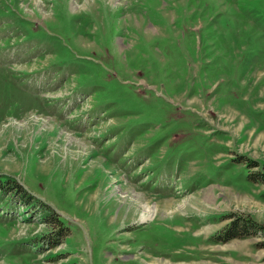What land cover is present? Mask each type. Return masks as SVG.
Instances as JSON below:
<instances>
[{"label": "rangeland", "instance_id": "374dc122", "mask_svg": "<svg viewBox=\"0 0 264 264\" xmlns=\"http://www.w3.org/2000/svg\"><path fill=\"white\" fill-rule=\"evenodd\" d=\"M0 264H264V0H0Z\"/></svg>", "mask_w": 264, "mask_h": 264}, {"label": "trees", "instance_id": "16d2710c", "mask_svg": "<svg viewBox=\"0 0 264 264\" xmlns=\"http://www.w3.org/2000/svg\"><path fill=\"white\" fill-rule=\"evenodd\" d=\"M28 195V194H27ZM29 196V195H28ZM28 199V198H27ZM33 203H34V205H36V206H38V207H42L43 206V203H41L40 201H39V199H35L34 198V200H33ZM240 232V231H239ZM239 233H232V235L231 236H236V235H238Z\"/></svg>", "mask_w": 264, "mask_h": 264}]
</instances>
